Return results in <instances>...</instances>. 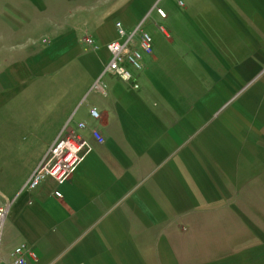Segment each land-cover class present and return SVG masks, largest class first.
I'll use <instances>...</instances> for the list:
<instances>
[{
    "label": "crops",
    "instance_id": "0c3cea01",
    "mask_svg": "<svg viewBox=\"0 0 264 264\" xmlns=\"http://www.w3.org/2000/svg\"><path fill=\"white\" fill-rule=\"evenodd\" d=\"M73 1L63 0L66 7L56 8L59 12L54 13L53 21L61 32L75 31L80 36L58 39V46L74 50L58 51L44 68L45 74H23L22 79L40 76L47 79L55 74L98 75H88L82 91L73 94L62 107L40 106V89L34 96L36 102L14 105L6 101L3 108L0 106L4 111L0 125L16 124L25 129L22 134L38 127L42 134L32 139L42 143L36 162L15 179L18 183L0 181V195L13 202L4 224L0 264H13V249L22 243L35 254L25 264H140L147 261L146 256L154 255L157 238H165L164 233L172 231L178 192L189 189L190 137L198 135L199 121L204 122L203 110L197 104L190 110L188 102L170 96L167 78L156 74L155 66L170 55L175 57L174 47L191 44L189 17L197 19L205 9L216 16L212 30L218 34L208 37L212 53L200 49L201 45L195 41L198 50L192 58H202L207 63H234L236 47L246 43L248 37L232 33L235 18L230 17L231 10L227 11L230 16L225 13L226 0L212 2L213 7L207 5V0H182V5L181 0H97L96 5L88 2L79 8L72 6ZM227 1L229 8L236 6L247 14L251 13L248 6H255L254 0ZM263 2H257L256 8L264 7ZM156 6L165 10L166 17L157 13ZM117 20L129 32L139 23L148 32L153 27L161 32L160 36L155 31L150 33L154 52L146 57L145 68L135 72L132 82L104 72L110 58L106 45L119 39ZM161 26L166 31L162 32ZM168 30L176 38L170 40ZM84 33H90L100 48H88L81 41ZM237 40H242V44ZM223 46L228 52L221 57L219 47ZM134 82L139 87L134 88ZM51 83L54 90L50 93H61L60 84ZM209 98L212 107L219 104L218 98H211L210 93ZM92 107L99 110V119L90 115ZM18 112L19 122L13 123ZM79 122L86 123L82 134L91 141L93 149L71 176L62 183L46 177L37 188H25L52 144L61 134L78 129ZM92 127L100 129L105 138L103 143L91 137ZM55 191H60L62 197H57Z\"/></svg>",
    "mask_w": 264,
    "mask_h": 264
},
{
    "label": "rangeland",
    "instance_id": "374dc122",
    "mask_svg": "<svg viewBox=\"0 0 264 264\" xmlns=\"http://www.w3.org/2000/svg\"><path fill=\"white\" fill-rule=\"evenodd\" d=\"M207 1L208 6L218 4ZM88 2L96 5L98 1L74 0L72 6L84 7ZM257 2L263 1L254 0L248 14L236 6L229 8L227 0L223 6L225 13L230 16L227 11L231 10L230 17L235 18L232 33L248 35L246 43L236 47V62L207 63L191 57L198 50L195 41L207 53L213 51L208 37L213 36L216 16L205 9L199 18L189 17L191 44L174 47L175 57L170 55L155 66V73L167 78L170 96L188 102L190 110L197 104L203 110L204 122L199 121L198 135H192L190 129L189 189L178 192V201H174L172 231L157 238L155 254L140 264H264V7L257 9ZM62 4L63 0H0L2 108L6 101L14 105L36 102L38 89L40 106L62 107L82 91L88 75L97 77L55 74L47 79L36 77L37 81L35 77L22 79L23 74H45L44 68L58 51L74 50L58 46L60 38L80 37L75 31L61 32L53 21L54 13L65 6ZM155 30L153 27L149 32ZM155 32L160 36V31ZM171 33L170 40L176 38ZM237 41L242 44V40ZM219 50L221 57L228 52L224 46ZM51 81L60 84L61 93H50L54 90ZM209 93L219 100L215 107L208 103ZM16 114L13 123L19 122L20 112ZM24 131L16 124L0 125V181L18 183L15 179L36 162L42 143L32 139L40 134L39 128L22 134Z\"/></svg>",
    "mask_w": 264,
    "mask_h": 264
},
{
    "label": "built area",
    "instance_id": "2783aa9c",
    "mask_svg": "<svg viewBox=\"0 0 264 264\" xmlns=\"http://www.w3.org/2000/svg\"><path fill=\"white\" fill-rule=\"evenodd\" d=\"M182 3L180 1V4ZM156 11L160 16L166 17L164 9L156 6ZM141 24L129 32L121 21L116 22L115 26L119 39L106 45L110 58L105 65L104 72L112 73L124 82H132L135 72H141L145 68L146 57L153 54L154 45L152 35L144 30ZM160 30L163 32L165 29L160 27ZM81 41L93 50L100 47L91 35L82 37ZM133 87L137 88L139 84L134 82ZM90 115L95 119L100 118V112L96 107L90 108ZM86 128L85 122H79L78 129L61 134L38 164L25 188H37L46 177H52L58 183L67 180L78 164L93 149L91 141L82 134V130ZM90 135L99 143H103L105 140L98 127L90 128ZM55 195L62 197L60 191H55ZM12 203L8 197L0 195V245L4 224ZM12 256L13 264H25L29 257L35 258L33 250L26 243L16 246Z\"/></svg>",
    "mask_w": 264,
    "mask_h": 264
}]
</instances>
